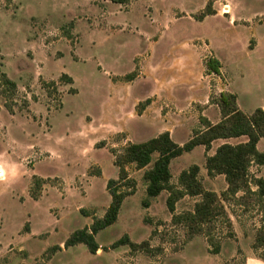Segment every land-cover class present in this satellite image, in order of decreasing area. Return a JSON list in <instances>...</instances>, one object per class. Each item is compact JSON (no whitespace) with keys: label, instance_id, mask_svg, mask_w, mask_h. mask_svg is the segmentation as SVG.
I'll return each instance as SVG.
<instances>
[{"label":"rangeland","instance_id":"obj_1","mask_svg":"<svg viewBox=\"0 0 264 264\" xmlns=\"http://www.w3.org/2000/svg\"><path fill=\"white\" fill-rule=\"evenodd\" d=\"M128 1L0 0V137L8 145L19 141L37 146L0 145V264H264V195L255 182L264 179V165L256 163L250 167V188L224 196L226 177L211 180L200 170L204 186L218 193L227 214L199 234L173 217L193 211L200 196L181 198L172 213L165 191L147 207L144 172L130 166L135 193L127 196L118 220L96 235L106 248L97 256L85 243L62 244L75 230L102 217L111 203L107 178L117 174L112 173L111 154L98 150L99 143L119 153L130 140L154 137L166 128L174 140H188L187 132L193 137L203 127L205 109L214 118L219 90L228 82L242 92L245 111L264 101V89L246 97V58L253 39L246 13L263 9V0H219L220 13L228 3L230 14L204 19L207 7L216 12L214 0ZM232 16L240 22L231 24ZM210 57L221 61L223 80L216 73L207 76ZM2 73L17 83L16 91L2 92L8 90ZM63 74L74 82L62 79ZM192 81L189 92L183 85ZM155 83L164 95L136 107L135 98H145ZM146 108L154 125L143 129L148 133L135 131L134 124L129 132L106 133L111 128L103 122L131 124ZM12 113L26 124L13 123ZM84 128L83 136L73 134ZM209 151L201 146L173 159L172 182L178 184L184 168L203 166ZM97 164L106 165L105 174L89 178L100 169ZM33 173L53 178L43 179L37 188ZM62 178L71 180L66 185ZM28 190L38 198L45 193L39 205ZM125 234L147 244L114 248ZM60 244L61 249L50 251Z\"/></svg>","mask_w":264,"mask_h":264},{"label":"trees","instance_id":"obj_2","mask_svg":"<svg viewBox=\"0 0 264 264\" xmlns=\"http://www.w3.org/2000/svg\"><path fill=\"white\" fill-rule=\"evenodd\" d=\"M116 3H125L128 0H112ZM202 14V18L213 14L207 7ZM206 67L210 73H221L222 64L216 57H210L206 61ZM62 79H73L63 74ZM1 82L7 86L2 92L17 90V83L6 73H2ZM146 104L150 100L145 101ZM221 109L222 118L217 123H212L208 118L202 116V128L194 133L184 145L178 144L169 131L163 132L156 137L143 142H130L121 152L112 150L115 154V165L119 168L118 179H110L107 188L111 193L112 201L102 217H96L90 227L75 230L65 241V247L85 243L89 250L96 254L101 247L97 242L96 235L103 229L115 223L120 215L122 205L127 196L134 194L136 190V179L130 177L129 166L134 164L138 169H145L144 179L147 183V198L143 204L147 207L151 204V199L168 191L166 203L172 213L176 211L177 202L185 197L200 196L193 211L174 215L173 220L178 223H186L192 234L203 232L204 226L210 224L218 217L227 214L220 196L214 190L206 188L200 179V165L192 164L182 170L179 175L178 184L172 182L173 173L171 169L172 160L190 152L199 145H204L209 151L213 142L218 139H230L245 136L247 140L236 144L225 142L221 144L215 154L206 156V169L208 175L214 177L223 174L226 177L228 188L224 195L237 194L246 187L250 188V167L253 163L264 165V152L260 151L258 144L264 137V108L259 107L252 113L244 112L238 105L237 95L231 92H221L216 101ZM142 103L139 104L141 106ZM145 107V104H142ZM104 142V141H103ZM98 147H101L100 143ZM95 175H101V169ZM35 185L40 188L43 179L34 176ZM256 184L260 193L264 195V179L256 178ZM130 188L131 191L124 188ZM32 196L37 199L38 193L32 192ZM147 244L132 241L128 234L113 243V247L129 245L131 248L140 249ZM60 245L51 247L50 251L61 249ZM219 252L217 247L215 253Z\"/></svg>","mask_w":264,"mask_h":264},{"label":"crops","instance_id":"obj_3","mask_svg":"<svg viewBox=\"0 0 264 264\" xmlns=\"http://www.w3.org/2000/svg\"><path fill=\"white\" fill-rule=\"evenodd\" d=\"M209 1V0H208ZM264 1V0H263ZM127 2H129V1H127ZM127 2H125V3H119V4H128ZM219 2V0H214V10L216 11V12H214L213 14H230L229 12H230V10H231V6L228 4V3H226V4H224V8H223V11H222V13H220V11H219V9L216 7V5H217V3ZM114 3H116V2H114ZM228 7V8H227ZM211 15V14H210ZM209 15H207L206 17H208ZM201 19H204V18H201ZM235 20H236V23H238V22H240V21H238L234 16H232L231 17V19H230V22H231V24H234V25H236L235 24ZM243 22H245V20H243ZM246 25H248V28L251 30V33H252V38L253 39H251V45H250V50H249V54H248V56H247V58H246V64H248L247 65V68H246V71H247V73H246V97H250L251 95H253L254 94V92H255V90H262V89H264V8L263 9H260V10H257V11H249V12H247L246 13ZM221 62V61H220ZM222 64V63H221ZM144 68V65H142L141 66V69H143ZM248 70H250V71H248ZM214 73H210V74H208L207 76H212ZM68 75V74H67ZM140 75H142V73L140 74ZM222 75H223V71H222ZM222 75L221 74H218V77H220L221 78V80H223L222 79ZM70 76V75H69ZM139 76V74L137 75V76H134V77H132V78H130V80H134V79H136L137 77ZM62 77V76H61ZM71 77V76H70ZM72 78V77H71ZM73 79V78H72ZM129 80V79H128ZM128 80H126V81H128ZM74 82V79H73V81L72 82H70V83H73ZM118 82V81H117ZM122 82H124V81H122ZM119 83V82H118ZM194 82L192 81V82H189L188 84L189 85H186V84H184L183 85V87H187V91H189L190 92V90H192V86H194V84H193ZM116 84V83H115ZM175 86H177V85H175ZM212 86V85H211ZM210 86V93L212 92V87ZM213 86H215V87H217V86H219V81H218V79H214V85ZM214 87V90L216 91V88ZM157 88H159V85L157 84V83H155L154 84V86L151 88V90L149 91V93L146 95V97L145 98H141V97H136L135 98V100H134V103H135V105H136V107L140 104V102H144V100L146 101V100H150V103H155L157 100H159V96L162 94V95H164L163 93H161V91L159 90H156ZM221 92H231V93H234V94H236L237 95V102H238V105H239V107L244 111V112H246V113H252V112H254L257 108H259V107H257V108H255V110L254 111H252V112H248L247 110L245 111L244 110V107H243V101H242V99H241V93L242 92H240V91H238L236 88H234V85L230 82H228L223 88H221L220 90H219V94L221 93ZM156 94V95H155ZM149 103V104H150ZM149 104H147V106L149 105ZM146 106V107H147ZM261 107H263L264 108V101H263V103H262V106ZM149 108V107H148ZM148 108H146V110L144 111V113H138V118L134 121V123H132L131 122V124L127 121V124H123V125H119V124H117V125H115V124H113V123H111V122H103L102 123V125H104V126H106L108 129H109V127L111 128V129H109L106 133H108V135L110 134V135H112V134H114V133H122V132H129L131 129H134L133 128V124L135 125V131H138L139 133H148V131H144L143 129H145L146 128V130L147 129H150V128H152V127H154V125L151 123V119H150V117L149 116H147V113H148V111H147V109ZM149 110V109H148ZM213 110H215V114H214V118H212V117H210V116H208L207 114H206V112L205 111H207V109H205L204 111H203V114H202V116H204V117H206V118H208V120H210L212 123H217V122H219L220 120H221V118H222V114H221V109H220V106H219V104L217 103V102H215V107L213 108ZM12 118H15L14 120H13V123H15L17 120H19V121H21V123L22 124H26L25 122H23V120L24 119H21V118H17L16 116H17V114H15V113H12ZM201 116V117H202ZM43 117H44V113H43V115H40V118H42L43 119ZM17 118V119H16ZM127 120H128V118H127ZM37 125H39L40 127H42V123H41V125L38 123ZM130 126H131V129H130ZM141 126V127H140ZM17 127H19L18 125H17ZM87 129H85L84 128V130L82 129V130H79V132L78 131H75L73 134H79L80 136H83L84 135V133H85V131H86ZM177 130V129H176ZM166 131H169L170 133H171V136H172V138H174V136H173V131L170 129V128H166L165 130H163V131H158V135L159 134H161V133H163V132H166ZM23 132H25V131H23ZM39 133V132H38ZM188 133V135H189V138H188V140L190 139V138H192L190 135H191V132H187ZM157 135V136H158ZM154 137H156V136H154ZM106 138L107 137H104V138H102L103 140H101V141H106ZM151 138H153V137H148V138H146V139H144V140H141V141H131L130 140V142H143V141H146V140H149V139H151ZM240 138H244L243 139V141H241V142H244V141H246L247 140V137H245V136H242V137H237V138H230V139H218V140H216V141H214L213 142V144L215 145V142H218L217 143V146H216V148H215V150L213 151V147L211 148L212 149V152L211 151H209L208 152V155H213V154H215V152H216V150H217V148L221 145V144H223V143H225V142H230V143H232L231 142V140H237V139H240ZM3 139H5V138H1L0 137V145H2V146H4V147H6V146H8L9 148H11V147H16L17 145H18V143H20V145H23V146H25V145H29L31 148H36L37 146L35 145V144H31V143H21V142H19L18 140V143H14V144H16V145H8L10 142H8V141H2ZM188 140H175L178 144H180V145H184ZM264 140V137L260 140V142H259V144H258V148H259V150H260V145H261V142ZM13 141H15L14 139H13ZM100 141V142H101ZM16 142V141H15ZM129 142V143H130ZM234 144V143H233ZM202 146V148H204V150H205V146L204 145H199V146H197V147H201ZM196 147V148H197ZM97 149L98 150H100L101 152H103L104 154H107V153H109V154H111V157H112V162H113V164H114V169H113V172L112 173H116L117 175L116 176H113V177H109V178H107V181L108 180H110V179H118V177H119V168L115 165V154L113 153V152H111L110 151V148L108 147V145H107V143L106 144H104V145H102L101 147H97ZM195 149V148H194ZM261 151V150H260ZM120 152V151H119ZM264 152V151H263ZM194 164H196V163H194ZM98 166H100V169H101V175H104L105 174V172H106V165H104V164H97ZM90 166H91V164H89L88 165V168L86 169L87 171L90 169ZM130 166H135L134 164H131ZM129 166V167H130ZM201 166V165H200ZM205 166V167H204ZM172 169V168H171ZM184 169H186V168H184ZM183 169V170H184ZM145 171V169H138V172H144ZM201 174L202 175H207V178H209V179H211V180H213V178H211L209 175H208V171H207V169H206V162L204 163V165L203 166H201ZM33 177L34 176H38V177H40V178H42V179H47V178H53L52 176H48V175H44V174H37V173H33V175H32ZM89 176V178L90 177H96V176H100V175H95V174H93V175H88ZM132 175L130 174V177H131ZM133 178V177H132ZM218 178H225V175H223V174H219V175H217V176H215L214 177V180H216V179H218ZM71 179H66V178H62V181L67 185L68 183H69V181H70ZM0 182H1V180H0ZM227 186H228V184H227ZM87 187L89 188L88 189V191H90L91 193H92V183L91 182H89V184H87ZM165 192V191H164ZM164 192H162V194L161 195H159L160 197L161 196H163V193ZM27 195L29 196V198H30V200H32V201H34L36 204H40V202H41V200L45 197V193L43 194V195H41L40 196V198H37V199H35L33 196H32V193H31V191H29L28 190V192H27ZM168 196V195H167ZM167 196L165 197V201L167 200ZM186 196H189V195H186ZM158 197V196H157ZM126 200V199H125ZM152 200V199H151ZM112 201V200H111ZM152 202V201H151ZM37 205V206H38ZM110 205V204H109ZM152 205V203L150 204V206ZM109 207V206H108ZM107 207V208H108ZM91 226V225H90ZM90 226H87V227H90ZM67 240V239H66ZM65 240V241H66ZM65 241L62 243V244H64L65 243ZM60 246H62L61 244H60ZM100 246L101 247H103L101 244H100ZM68 248V247H67ZM102 248H100L99 250H98V252L101 250ZM63 250V249H62ZM96 253V255L97 256H99V253Z\"/></svg>","mask_w":264,"mask_h":264}]
</instances>
